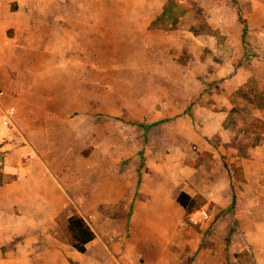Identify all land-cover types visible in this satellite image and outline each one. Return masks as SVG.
<instances>
[{"label": "crops", "instance_id": "0c3cea01", "mask_svg": "<svg viewBox=\"0 0 264 264\" xmlns=\"http://www.w3.org/2000/svg\"><path fill=\"white\" fill-rule=\"evenodd\" d=\"M102 46L124 50L126 67L147 47L186 71L159 115L174 117L194 161L63 162L67 117L95 106L111 67ZM0 107L13 110L6 125L0 111V264H264V206L230 204L244 187L264 195V0H0ZM252 121L263 137L238 145ZM184 197L208 218L186 221L198 208ZM72 215L94 234L82 252L68 242Z\"/></svg>", "mask_w": 264, "mask_h": 264}, {"label": "rangeland", "instance_id": "374dc122", "mask_svg": "<svg viewBox=\"0 0 264 264\" xmlns=\"http://www.w3.org/2000/svg\"><path fill=\"white\" fill-rule=\"evenodd\" d=\"M143 48L142 52L134 49L132 53H126L133 58L132 65H136L130 68L126 67L129 63L125 61L124 50L112 54L106 51L108 47L102 46V63L111 64V67H101L99 70L101 84L95 86V106L67 117L65 123L68 127L67 132L61 133L60 136V139L66 144L61 149L63 162L70 163L73 167L78 160L101 157V160L119 162L122 167L133 158L141 157L149 158L154 162L164 159L166 162L170 160L183 161L189 164L194 161L192 159L195 156L194 150L190 144H186V137L183 134L181 136V133H176L177 130L173 131L174 117L159 115L163 105H166V102H172V100L169 101L170 94L168 92L174 88L183 89L187 86L177 85L172 81L174 76L179 79L186 78L182 73V71H186L162 66L164 62L158 61L162 53L159 54L157 50H148L147 47ZM112 56L116 57L115 62L112 60ZM97 70L94 69V74L92 70H87L90 73L85 71V78L92 79L93 75L96 76ZM85 89L92 90L93 87L85 85ZM96 90L100 91L99 110ZM176 102V109L180 111L182 108L180 104L183 101ZM242 108L244 110L241 111L242 116H239V120L245 116L246 122L250 112L249 102L246 101ZM229 122L227 123L229 124ZM231 122L230 127L234 130L236 127L234 119H231ZM139 124L148 126L145 137H143L142 127H139ZM191 124L193 123L191 122ZM98 126L99 129L95 128ZM175 127H179V125L176 124ZM237 128L242 131L235 139L238 145L242 143L238 137L244 136L242 139L245 141L250 140L249 136H252L253 141L263 137V135L254 134L258 132L254 121L239 125ZM248 128L252 131H249ZM243 151L242 149L237 152L242 153ZM202 156L206 165L211 163L209 152L204 151ZM220 158L229 165L231 174L235 176L236 168L239 166L236 164V159L233 158V153L223 154ZM175 179L177 180V178ZM230 182L234 191L237 192L235 180ZM256 194L252 187H244L242 195L232 196L230 204L264 206V195ZM181 197L183 196L181 195ZM181 199L187 207L196 205L197 208L205 209V204L200 201L196 200L192 203L186 197ZM261 215L264 216V213ZM245 216H249V214H245ZM185 220L187 221L186 217Z\"/></svg>", "mask_w": 264, "mask_h": 264}, {"label": "trees", "instance_id": "16d2710c", "mask_svg": "<svg viewBox=\"0 0 264 264\" xmlns=\"http://www.w3.org/2000/svg\"><path fill=\"white\" fill-rule=\"evenodd\" d=\"M257 125L264 127L262 122ZM66 222L69 244L79 252L84 251L85 244L94 236L89 225L79 215L68 217Z\"/></svg>", "mask_w": 264, "mask_h": 264}, {"label": "built area", "instance_id": "2783aa9c", "mask_svg": "<svg viewBox=\"0 0 264 264\" xmlns=\"http://www.w3.org/2000/svg\"><path fill=\"white\" fill-rule=\"evenodd\" d=\"M1 111V123L10 124L12 121L13 110L3 109L0 107ZM208 213L204 208H198L193 212H190L186 217L187 221L192 224H197L201 220H206L208 218Z\"/></svg>", "mask_w": 264, "mask_h": 264}]
</instances>
